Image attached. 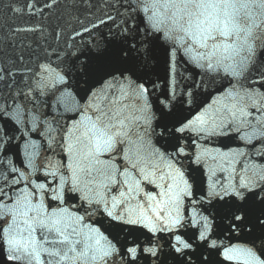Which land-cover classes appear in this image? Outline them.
I'll return each mask as SVG.
<instances>
[{"label": "snow or ice", "instance_id": "1", "mask_svg": "<svg viewBox=\"0 0 264 264\" xmlns=\"http://www.w3.org/2000/svg\"><path fill=\"white\" fill-rule=\"evenodd\" d=\"M26 6L51 22L0 32V264H264V0Z\"/></svg>", "mask_w": 264, "mask_h": 264}, {"label": "water", "instance_id": "2", "mask_svg": "<svg viewBox=\"0 0 264 264\" xmlns=\"http://www.w3.org/2000/svg\"><path fill=\"white\" fill-rule=\"evenodd\" d=\"M33 0H0V32L5 33L9 27H17V26H36L39 25L41 27H47L51 22V17L45 18L44 15L36 12L35 10L30 11L27 8L28 3H32ZM102 2V0H101ZM19 7L22 8L23 11L21 13H15L9 7ZM42 4H37L36 7H42ZM60 11H63V5L61 6ZM87 10L85 8H81L79 13H74L80 16V19H84L85 12ZM47 12V10H45ZM92 12H95L97 16H102V13L97 11L96 8L92 9ZM113 15L115 13L113 12ZM50 30V29H49ZM103 31H107L106 28L102 29ZM29 39L35 40L39 36V32L34 36L33 34H27ZM52 114L55 115L56 109L53 107L51 110ZM62 112V109H61ZM61 119V122L69 121L75 118V114L72 112L63 113L61 117H57ZM39 160V157L37 158Z\"/></svg>", "mask_w": 264, "mask_h": 264}]
</instances>
